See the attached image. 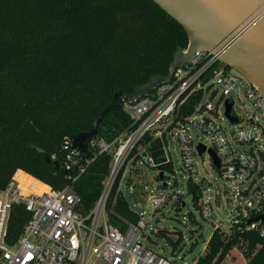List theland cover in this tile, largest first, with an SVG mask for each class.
Here are the masks:
<instances>
[{
	"label": "trees",
	"instance_id": "trees-1",
	"mask_svg": "<svg viewBox=\"0 0 264 264\" xmlns=\"http://www.w3.org/2000/svg\"><path fill=\"white\" fill-rule=\"evenodd\" d=\"M187 45L184 29L152 0H0V190L22 171L53 189L70 187L80 198L76 212L86 216L109 173L110 155L97 154L83 172L67 173L65 140L90 130L115 89L130 94L151 76H166L176 50ZM199 99L200 94L190 98L181 115L190 114ZM132 123L123 111L109 112L98 126V139L111 142ZM165 144L164 135L163 140L147 135L140 143L147 152ZM138 148L133 163L140 158ZM52 156L59 169L46 160ZM157 169L164 180L172 164ZM123 171L106 202L107 221L121 232L140 219L119 190ZM22 172L16 178L24 190L28 184L35 192L44 190ZM185 196L200 211L198 188L189 179ZM29 218L22 204L12 206L7 244L19 238ZM188 218L194 222L190 211ZM168 234L155 232L174 253L183 239L179 233L173 241ZM233 249L245 264H264V240L256 233L220 229H214L194 264H222Z\"/></svg>",
	"mask_w": 264,
	"mask_h": 264
},
{
	"label": "built area",
	"instance_id": "built-area-1",
	"mask_svg": "<svg viewBox=\"0 0 264 264\" xmlns=\"http://www.w3.org/2000/svg\"><path fill=\"white\" fill-rule=\"evenodd\" d=\"M217 65L216 55L197 51L189 64L174 71L168 84L155 88L153 98L144 97L134 104L122 105V111L133 120V128L111 142L97 138L89 143L90 156L76 168L83 172L84 167L102 153L110 155V168L102 182L101 193L86 216L76 212L80 198L70 187L56 190L37 181L44 186L43 191L35 192L31 189L33 184H28V189L24 190L16 172L0 190V264H171L166 256L143 245V233L148 224L143 216L124 232L107 221V198L121 169L133 160V150L139 146L138 153H146L151 163L149 152L140 145L147 135L160 140L165 136L163 149L168 162V138L176 137L187 180L198 188L204 221L221 230L222 222L216 218L213 205L219 207L223 199L230 215V227L224 232L252 231L264 240V221L258 219L264 215V95L241 73L225 65L203 84L204 77ZM239 86L251 106L246 117L237 116L233 111ZM218 90L219 102L213 105L210 99ZM198 94L200 99L192 112L181 115L182 107ZM205 95L209 100L202 102ZM227 100L232 101L230 114L235 118L234 123L228 120L235 126L232 131H227L221 123L227 118ZM220 103L224 106L223 117L219 115ZM206 112L211 116L197 120ZM202 137L208 139L207 146L200 142ZM199 146L204 147L201 154ZM63 149L66 151L62 162L64 170L70 173L82 154L72 148L71 139L65 140ZM209 151L218 160V167ZM205 155L222 179L223 185L216 188L215 194L212 183L197 171V157ZM50 160L56 161L54 156ZM164 201L163 195H151L148 202L152 212ZM14 204H22L30 218L19 238L9 245L5 235Z\"/></svg>",
	"mask_w": 264,
	"mask_h": 264
},
{
	"label": "water",
	"instance_id": "water-1",
	"mask_svg": "<svg viewBox=\"0 0 264 264\" xmlns=\"http://www.w3.org/2000/svg\"><path fill=\"white\" fill-rule=\"evenodd\" d=\"M162 11L174 19L185 31L188 45L185 50L177 49L169 65L166 76L153 75L147 82L136 85L133 92L124 94L115 89L112 100L92 121L88 132H81L71 138V145L81 153L74 165L76 168L90 156L89 143L98 138V126L109 112H122L124 103L134 104L140 98L154 97L157 86L168 84L176 69L190 63V58L197 51L210 52L217 56L218 65L204 77V84L225 65L241 73L251 84L257 86L264 95V0H152ZM232 101L225 103V116L232 123ZM199 154L204 151L198 147ZM151 158L149 165L160 168L168 163L164 149L148 153ZM213 163L218 167V160L209 151ZM142 160L148 158L146 153ZM59 169L57 161L46 159ZM159 176L163 172L159 171ZM264 221V215L258 217Z\"/></svg>",
	"mask_w": 264,
	"mask_h": 264
},
{
	"label": "rangeland",
	"instance_id": "rangeland-1",
	"mask_svg": "<svg viewBox=\"0 0 264 264\" xmlns=\"http://www.w3.org/2000/svg\"><path fill=\"white\" fill-rule=\"evenodd\" d=\"M215 89V86L212 90ZM218 90L214 97L210 99L213 105L219 102ZM208 95H205L202 102L208 101ZM235 105L233 111L237 116L246 117L251 106L243 94L242 86H239L238 98H234ZM224 106L219 104V115L223 117ZM210 117L209 112L200 115L201 117ZM227 131L235 129L234 125L229 124L227 118L221 121ZM200 142L207 146L209 141L206 137H202ZM143 153V152H142ZM137 159L126 164L123 176L119 184V190L128 202L129 208L136 214L143 216L147 221V228L144 231L142 243L145 247L153 252L166 256L171 264H194V259L203 254L206 243L211 237L214 227L201 217L200 211L196 210L190 201V197L185 196V188L187 181V173L183 170L181 164L180 146L175 136L168 138L167 154L172 164V172H164V180L158 178L159 170L152 168L146 160ZM197 171L200 176H204L212 183L213 194L216 188L222 186V179L218 170L212 167L207 155L197 157ZM264 181V179L262 180ZM151 195H163L164 203L154 213L148 202ZM178 196L182 200L177 204ZM216 218L221 222V230L227 231L230 227V215L225 206L224 200H221L219 207L213 205ZM194 217V222L188 218V212ZM157 230H166L169 237L175 241L182 236V244L180 248L171 253V248L165 239L155 235ZM141 231H138L140 233ZM244 262L239 251L233 249L224 258L222 264H241Z\"/></svg>",
	"mask_w": 264,
	"mask_h": 264
},
{
	"label": "crops",
	"instance_id": "crops-1",
	"mask_svg": "<svg viewBox=\"0 0 264 264\" xmlns=\"http://www.w3.org/2000/svg\"><path fill=\"white\" fill-rule=\"evenodd\" d=\"M17 172H22V171H17ZM22 173H24V172H22ZM25 174V173H24ZM25 175H27V174H25ZM27 176H29V175H27ZM29 177H31V176H29ZM32 178V177H31ZM32 179H34V178H32ZM34 180H36V179H34ZM37 181V180H36ZM39 182V181H38ZM241 264H245V262H243V263H241Z\"/></svg>",
	"mask_w": 264,
	"mask_h": 264
},
{
	"label": "bare ground",
	"instance_id": "bare-ground-1",
	"mask_svg": "<svg viewBox=\"0 0 264 264\" xmlns=\"http://www.w3.org/2000/svg\"><path fill=\"white\" fill-rule=\"evenodd\" d=\"M168 164V163H167Z\"/></svg>",
	"mask_w": 264,
	"mask_h": 264
}]
</instances>
